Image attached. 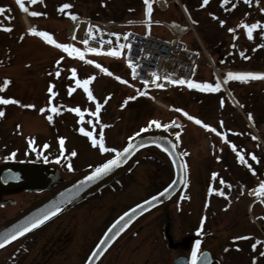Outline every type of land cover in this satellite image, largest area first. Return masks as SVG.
I'll return each instance as SVG.
<instances>
[{"label": "rangeland", "instance_id": "374dc122", "mask_svg": "<svg viewBox=\"0 0 264 264\" xmlns=\"http://www.w3.org/2000/svg\"><path fill=\"white\" fill-rule=\"evenodd\" d=\"M163 1H168L163 10L151 4L150 19L158 20L159 24L131 25L130 28L171 40V29L179 32L188 25L181 41L199 56L191 80L213 85L219 83L220 87L216 91H202L187 85L164 89L136 83L130 77L121 52L113 56L110 53L85 51L82 46H78L83 55L81 59L80 54L71 56L37 34L46 32L57 44H67L72 20L68 13L109 22L142 21L145 19V4L142 0H35V3L27 0L31 6L29 25L20 20L17 13L0 14V78L4 75L10 77L12 84L7 91L10 95L5 96L20 101L19 105L16 103L19 111L15 110L12 120L8 114L11 102L5 106L8 108L7 121L0 123V162L25 161L44 169L53 167L58 171L55 181L63 182L107 160L113 153L112 149L120 150L129 137L141 129L168 131L178 138L180 152L186 159L187 179L184 189L176 199L140 220L134 229L136 235L129 233L121 238L116 248L99 264H173L172 259L179 255L191 258V248L196 241H200L197 250L205 247L216 255L222 253L220 264H261L263 258L258 259L255 253L248 255L245 250L240 254L228 250L231 240H235V247H258L264 251L263 218L256 219L254 223L249 216L261 215L264 201L258 199L259 191L248 195L247 185L241 186L242 183L241 187L235 189L239 200H232L236 196L233 197L231 193L230 179L234 171L229 146L231 137L224 130L231 127L233 115L231 118L230 107L238 100L235 88H253L256 103L262 96L264 77L253 78L254 81L249 85H238L235 82L238 79L225 80V76L228 70H264V0H224L223 3L221 0H208L207 4L203 0ZM230 3L235 4L237 9L233 17L228 19ZM63 4L70 7L63 10L55 7ZM0 5L11 6L10 0H0ZM221 20L227 25L220 26ZM23 21L25 29L36 30H26L25 38ZM217 23L220 25L217 26ZM245 24H257L251 30V38ZM12 27L15 28L13 34ZM232 34L236 35L235 40H232ZM227 43H236L237 46L223 53L224 60L220 64L223 71L219 76L222 85L201 47L213 60L212 54ZM57 60H60L59 64ZM101 68L108 69V72L101 71ZM72 69H76L75 76L72 75ZM89 76L93 77L87 85L94 97L91 100L84 91V85L76 83ZM117 76L121 79H116ZM50 84L56 93L54 96L48 91ZM138 92L141 94L138 95ZM29 104L34 107L24 106ZM97 104L100 105L99 111ZM51 107H57V112H52ZM77 107L79 113L71 111ZM41 108L45 111L41 112ZM25 112L28 116L24 119L22 116ZM49 115L52 116L51 121L48 120ZM176 116L184 122L180 128L170 126ZM189 117H195L201 123L197 124ZM152 120L167 127H149ZM204 124L210 127L206 129ZM81 127L86 132H92V137L81 133ZM101 129L104 145L108 149L105 152L100 151L99 144L92 143L93 138L100 139ZM60 137L64 138L63 147ZM30 140L31 147L26 153L23 145ZM45 144L48 146L45 147ZM72 151L76 152L75 156L71 155ZM155 152H140L125 171L86 198L93 200L88 207L91 213H87V218L91 220L87 229L90 237H96L115 213L169 181L170 165ZM12 153L14 156L10 155ZM219 156L222 158L221 166ZM238 171L243 169L240 167ZM215 172L220 175L213 176ZM256 180L253 177L252 181ZM29 186V183L0 186V194L9 193L14 200L13 205H0V222L26 206L29 195L22 198L21 194ZM210 187L213 189L211 192ZM38 194L33 192L30 197H37ZM76 207L70 208L64 215L73 214ZM205 230L207 234H204ZM261 238L262 242L258 243Z\"/></svg>", "mask_w": 264, "mask_h": 264}, {"label": "flooded vegetation", "instance_id": "af4514ba", "mask_svg": "<svg viewBox=\"0 0 264 264\" xmlns=\"http://www.w3.org/2000/svg\"><path fill=\"white\" fill-rule=\"evenodd\" d=\"M20 3L24 5L23 8H21ZM20 3H17V0H10L11 6L0 5V8L3 9L0 14H5L7 12L17 13L18 16H20V20H23L22 16H25L27 19H29L31 6L29 5V3H27V0H20ZM55 7L57 9L60 8V6L58 5H56ZM228 8L229 14H227V16H229L228 19H230L233 17L234 12L237 8L235 5H232V3H230V7ZM215 19L218 20L219 18L215 17ZM6 20L10 21V19L8 18H6ZM8 25L9 23L7 24V26ZM219 25L220 24L217 23V26ZM226 25L227 23H224L220 26ZM24 26L25 23L23 21L22 32L23 37L25 38L27 37V35L24 33L27 28L25 29ZM14 30L15 28L12 27V34ZM234 36L235 34H232V37ZM235 46H237L236 43H227L226 45H222L220 46L221 49L218 48L217 51L212 54V56L215 58L216 62L220 60L219 62L222 63L225 56V54H223L224 51H228L232 48H235ZM232 71L252 72L249 70L244 71L242 69ZM256 72L264 73V70ZM10 80V77L6 75L0 78V97H3L4 99L10 98L9 96L8 98L5 96L8 94L7 91L10 88V84H12V81ZM231 80L232 78L230 79V81ZM5 81H7V83H5ZM252 81H254L253 78H248L247 80H239L235 82L238 83V85H249L252 84ZM252 89L253 88H251L250 86H240L238 90H236L235 88V91L238 93V100H236L235 105L230 107L232 110L230 111L231 118L233 115V119H231L230 121L231 127L229 129L224 130L228 137H231V144H229V146L231 147V160L232 167L234 169V171L232 172V179H230L231 193L233 197L234 195L236 196L232 200L237 201L239 200V195L235 193V189H238L243 185H247L246 192L250 196H252L256 191H264V189H261L260 187L261 183L264 182V87L261 89L262 96L260 97L257 103L254 101V99L256 98L253 97L254 93L252 92ZM6 105L7 104H3L2 102H0V109H3L4 111V115L0 116V123L5 120L7 121L6 116L8 108L5 107ZM18 105L16 103L11 102V109L8 113L11 116V120L14 117V112L17 109L16 106L18 107ZM249 114L251 115V119L249 118ZM27 116L28 114L25 112L22 117L25 119V117ZM28 143L29 142L27 141L23 145V147L26 148V153L29 152ZM253 156L255 157V159H253ZM219 157V164L221 166L222 158L221 156ZM239 157H243L244 162H241ZM6 166L19 170L21 171L22 175H26L28 174V172L27 170H24V168L26 169L27 166L31 165L25 161L16 162L14 160H6L0 162V170ZM34 167L36 168V173L33 179H27L26 181L20 183H8L6 185H2L0 183V186H19L22 183L30 184L29 188L21 194L22 198H25L26 195H29V199L26 206L17 210L13 215L7 216L3 221L0 222V225L72 178L71 177L63 182L55 181V174L58 172L57 169H54L53 167H46L45 169L40 166ZM240 167L243 169V171H238ZM215 173L216 176L220 175L219 172ZM239 174H241V181H239ZM251 175L253 176L251 177ZM253 177L258 180H256V182L252 181ZM241 183L242 185L240 186ZM33 192L39 193L37 197H30L32 196ZM13 201L14 200L12 199L9 193H7L6 195H3L2 193L0 194V205H13ZM92 202L93 200L91 201L87 199L79 201L72 207L74 208L75 206H77L76 211L73 214L67 216L64 215V212L54 217L50 221L44 223L37 229L15 240L10 245L1 249L0 264H83L86 257L90 253L91 249L94 247L95 243L97 242L98 238L100 237L104 229L107 227V225L112 221L114 217H116L122 210L126 208L125 207L121 211L115 213V215L112 216L110 220L102 227L96 237H90L89 232H87V229H89V222L91 220L87 218V213H91L88 207L91 206ZM80 203H82V205ZM245 214L246 216L248 215L247 212ZM260 217L263 218L264 223V210L261 211V215H259L258 213L250 216L253 222ZM138 223L139 221L134 223L112 244V246L106 251V253L102 257V260L108 257V255L116 248V245L121 240V238H123L125 235H128L129 233L133 236L136 235V231L134 229ZM41 228L48 229L40 230ZM206 230L204 231V234L208 233V231ZM261 240L262 238L259 239L257 242L261 243ZM234 245L235 240H231V244L228 247V250H231V253L240 254L244 250L248 253V255H253L255 253L258 259L263 258V262L261 264H264V255H261V253H264V251H261L260 249H258V247H254L253 249V247L250 246H248L247 248H243L235 247ZM201 250L209 251L211 258L213 259V264L221 263L220 258L222 257V253L216 255L209 248L203 247L197 250V254ZM187 258L188 264H190L191 258Z\"/></svg>", "mask_w": 264, "mask_h": 264}, {"label": "water", "instance_id": "95a60500", "mask_svg": "<svg viewBox=\"0 0 264 264\" xmlns=\"http://www.w3.org/2000/svg\"><path fill=\"white\" fill-rule=\"evenodd\" d=\"M219 61L220 60H218L217 62ZM131 138L132 139L128 140L127 143L117 152H122L124 148L129 146V144L132 145L131 150L118 165L112 167L105 174L98 176L95 179L86 180L85 177L90 176L91 173L95 171V168L97 167L96 166L88 172H85L66 182L59 188L50 192L22 212L18 213L17 215L0 225V238H4L9 234L15 235V232L18 229L27 226L30 221H34L50 210L54 211L55 207L60 208L59 212H56L53 216L49 217L37 227L30 229L28 232L17 236L14 240H10L7 244L0 246V250L8 246L15 240L35 230L42 224L48 222L55 216L73 206L78 201L84 199L86 196L105 185L111 179L123 172L134 159V157L142 150L147 148L154 149L161 153L168 161L171 168V178L158 191L130 205L121 213H119L108 224V226L102 232L94 247L86 257L85 261L83 262V264H99L106 251L128 228H130L134 223L150 214L154 210L172 201L176 196L179 195L185 184L186 169L183 157L179 152L177 139L175 137H173L168 132H164L161 130H145L136 133ZM115 155L116 153L112 157H114ZM106 161H104L103 163H105ZM24 170H27L28 174L22 175L21 171L9 166L2 168L0 170V183L2 185H6L8 183H20L26 181L27 179L34 178L36 173V168L34 166H27V168H24ZM166 189L167 192L165 193ZM153 197H155V199H153ZM145 201H148V203L145 204ZM125 213H128V215L123 221H121L120 218L123 217ZM125 224H127V227H124ZM121 228H123V231H120ZM117 232H119L118 236L116 235ZM106 233H108V235H105ZM112 236H115L116 238L112 240ZM109 241L111 242L109 243ZM97 245L102 246L97 247ZM205 262L206 264H213V259L211 258V255L207 250H202L198 253L197 264H205ZM172 263L188 264V258L186 256L179 255L172 259Z\"/></svg>", "mask_w": 264, "mask_h": 264}, {"label": "built area", "instance_id": "2783aa9c", "mask_svg": "<svg viewBox=\"0 0 264 264\" xmlns=\"http://www.w3.org/2000/svg\"><path fill=\"white\" fill-rule=\"evenodd\" d=\"M77 21L71 27L70 40ZM76 35L80 41H88V47L101 51H107L113 43L124 40L125 57L133 77L147 83L155 81L167 86L174 79L186 81L190 78L197 59L196 53L179 40L180 34H175V38L168 41L153 35L120 30L113 23L84 20Z\"/></svg>", "mask_w": 264, "mask_h": 264}, {"label": "snow or ice", "instance_id": "6c2138e0", "mask_svg": "<svg viewBox=\"0 0 264 264\" xmlns=\"http://www.w3.org/2000/svg\"><path fill=\"white\" fill-rule=\"evenodd\" d=\"M29 2L30 3H35V0H29ZM41 2H42V0H41ZM221 2L223 3L224 0H221ZM17 3H20V0H17ZM203 3L207 4L208 0H203ZM144 4H145V21L148 22V23H151L150 14H151V11H152V8H151L152 0H144ZM20 6H21V8L24 7V5L22 3H20ZM68 7H70V5L63 4V5L60 6V10H63L65 8H68ZM2 11H3V9L0 8V12H2ZM38 14L39 13H33V15H38ZM68 14L71 15L72 19H74V20L77 18L76 14H74V13H68ZM220 23L224 24L225 22L223 20H221ZM90 27H93V26H90ZM244 27L248 30L247 34H248L249 38H251V36H252V31L251 30L253 28H256L257 24H252V25L245 24ZM5 30H8V29H5ZM28 31L29 32H35L36 30H35V28H30V29H28ZM229 31L231 32V31H233V29H229ZM37 34L41 35V36H44L47 39L48 43L55 44L57 47L63 49L66 52H68L69 55H72L73 52H75L77 54H80V58L83 59V55L80 53V50L79 49H75L72 44H57V42L54 39H52V37L46 32H39ZM85 43H88V41H85ZM259 46L260 45H258V47ZM85 51L97 52L98 49L97 48H90V49H85ZM108 51L113 56L119 55V52L114 50V49L110 48ZM246 58L247 57H245V59ZM60 59H63V57H61ZM56 63L59 64L60 60H57ZM88 63H95V62L94 61H88ZM97 67H99V65H97ZM101 71L108 72V69L101 68ZM71 72H72L73 76L76 75V69H72ZM108 74L111 75L110 72ZM57 75H59V72H57ZM261 77H264V73H259V72H228L227 75L225 76V80H227L229 78H232V79H238V80H242L243 81V80H247L248 78H261ZM165 78H167V77H165ZM92 79H93V77L89 76L84 81H79V80L76 81L77 84H83L84 85V91L86 93H88V98L90 100L94 99V97L92 96V93L89 91L87 85ZM116 79L119 80L121 78L119 76H117ZM123 82L127 83V81H123ZM171 82L174 83V84H176V83H178V84L187 83V86L189 88H196V89H199V90H202V91H216L220 87L219 83L213 85V84H209L207 82L200 83V82H197V81H194V80H191V79H189L187 81H185L184 79H178V80L174 79ZM5 83H7V81H5ZM153 83H155V81H153ZM156 87H163V85L156 84ZM48 91L50 93H52L53 96L56 95V93L53 92V86L51 84L49 85ZM71 91H72V89L69 90L70 93H71ZM137 94L139 95L141 93L138 92ZM128 99H135V97H129ZM49 100H51V97H49ZM0 102H2L3 104H8L10 102L17 103V104L20 103V101H18V100H11L10 98L9 99H4L3 97H0ZM123 106L124 105L122 104L121 107H123ZM25 107L32 108V107H34V105L29 104V105H25ZM96 107H97V111H99L100 105L97 104ZM57 110H58L57 107H51V111L52 112H57ZM40 111L44 112L45 109L41 108ZM71 111L79 113L80 109L78 107L77 108H72ZM184 114L188 115L187 113H184ZM3 115H4V111H3V109H0V116H3ZM94 115H95V113H94ZM249 118L251 119V115L250 114H249ZM189 119H194L197 124L201 123V121L199 119H196L195 117H189ZM48 120L49 121L52 120V116L51 115L48 116ZM151 126L167 127L166 124L165 125H161L160 122L156 121V120H152V121L149 122V127H151ZM203 126L206 129L210 127L208 124H204ZM141 130L143 131V129H141ZM79 131L81 133H84L85 135H87L90 138L92 137V132H86L83 127H81L79 129ZM212 131H215V129H212ZM176 135L179 136V133H177ZM131 139L132 138L129 137V140H131ZM59 140H60L61 147H63L64 138L60 137ZM31 143H32V141L30 140V142H29V146L30 147H31ZM92 143H93V145L99 144L101 152L108 151V149L104 145V138H103L102 129H101L100 139L96 140L95 138H93L92 139ZM44 146L47 147L48 145L45 144ZM131 148H132V145L129 144V146L124 148L122 152H116L115 149H112L113 152H116V155L114 157H112L111 159H108L105 163L97 166L95 168V171H93L90 176L85 177V179L86 180L95 179L98 176H101V175L105 174L106 172H108L112 167L118 165L121 162V160L127 155V153L131 150ZM10 155L14 156V153H12ZM71 155L75 156L76 152L72 151ZM218 159H219V157H218ZM239 159L241 160V162H244L243 161V157H239ZM253 159H255L254 156H253ZM212 175L215 176L216 173H213ZM221 182L224 183V181H221ZM260 187H261V189H264V182L261 183ZM209 191L211 192V191H213V189L210 187ZM166 192H167V189L165 190V193ZM220 194L224 195L223 192H221ZM153 199H155V197H153ZM147 203H148V201H145V204H147ZM137 207H139V206H137ZM59 211H60V208L59 207H55L54 211L50 210L46 214H43L39 218L35 219L34 221H30L27 224V226H24V227L18 229L15 232V235L9 234L8 236H6L4 238H0V246H3L5 244H7L10 240H14L17 236H20L23 233L28 232L30 229L37 227L38 225H40L45 220H47L49 217L53 216L56 212H59ZM127 215H128V213H125L124 216L120 218L121 221H123L127 217ZM129 223H130V221H129ZM124 227H127V224H125ZM120 231H123V228H121ZM197 231H199V229H197ZM105 235H108V233H106ZM116 235L118 236L119 232H117ZM115 238H116L115 236L111 237L112 240H114ZM234 239H239V238H234ZM110 242L111 241H109V243ZM199 244H200V241H196L195 244H193V246L191 248V261H190V264H197V260H198L197 249H198ZM101 246L102 245H97V247H101ZM261 255H264V253H261ZM90 259H91V257H90ZM205 264H206V262H205Z\"/></svg>", "mask_w": 264, "mask_h": 264}, {"label": "trees", "instance_id": "16d2710c", "mask_svg": "<svg viewBox=\"0 0 264 264\" xmlns=\"http://www.w3.org/2000/svg\"><path fill=\"white\" fill-rule=\"evenodd\" d=\"M222 6H224V4H223ZM143 151H153V152H155V150H153V149H145V150H143ZM155 153H157V152H155ZM160 187H162V186H159L157 189H159ZM157 189H155V191H156Z\"/></svg>", "mask_w": 264, "mask_h": 264}, {"label": "bare ground", "instance_id": "6f19581e", "mask_svg": "<svg viewBox=\"0 0 264 264\" xmlns=\"http://www.w3.org/2000/svg\"><path fill=\"white\" fill-rule=\"evenodd\" d=\"M27 21V20H26ZM27 23H29L28 21H27ZM160 105H162L161 103H159Z\"/></svg>", "mask_w": 264, "mask_h": 264}]
</instances>
